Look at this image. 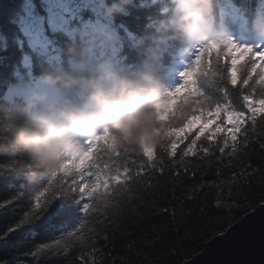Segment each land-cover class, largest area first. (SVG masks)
Wrapping results in <instances>:
<instances>
[{"label": "snow or ice", "instance_id": "obj_1", "mask_svg": "<svg viewBox=\"0 0 264 264\" xmlns=\"http://www.w3.org/2000/svg\"><path fill=\"white\" fill-rule=\"evenodd\" d=\"M139 5L141 14L115 17L114 27L119 29L120 41L106 44L97 39L85 49L89 67H94L97 59L105 57L122 64L126 53L128 61L136 59L127 40L133 33H142L146 19L158 16L161 7L157 0H139ZM29 6L33 10L27 13L24 32L32 51L25 58L26 66L35 62L41 69L53 67L80 72L84 64L78 58H69L62 40L74 39L76 30L94 31L101 23L112 25V18L100 11V0H35V3L30 0ZM217 8L219 19L214 29L226 34L225 40L194 48L183 42L173 43L162 54L161 75L168 87L164 93V106L157 111L158 142L149 145L119 135H101L88 141L82 153L69 158L54 173L35 180L26 179L21 170L10 166L7 158L2 157L0 172L9 186L22 179L25 188L39 187L40 190L34 202L28 201L29 210H19L15 224L0 232V246L7 248L15 240L13 234L24 229L25 237L31 238L28 251L21 257L0 259V264H26L29 258L34 264H40L37 257L41 253H59L69 248L71 238L76 236V224L82 223L81 218H87L88 213H105L108 208L119 212L121 201L108 203L115 196H109L107 191L101 193L100 187L105 190L111 187L113 193L127 203L137 197L138 185L153 186L155 173L165 171L166 158H171L169 164H174L178 170L179 163L174 162L176 138L183 139L181 134L188 139L181 150V162L189 153H209V147H201L202 136L209 146L214 136H220V154L226 149L236 152L238 141L245 146L250 143L246 125L251 121L254 126L257 113L264 114V38L256 32L257 25L264 21V0H258L255 5L246 0L240 3L223 0L220 5H215V10ZM170 10L169 4L163 7L166 14ZM54 34L62 39L50 38ZM166 57L174 63H168ZM28 77L25 89L13 90L14 94L22 95L39 83L31 79V72ZM229 86L238 89L240 94L234 96ZM213 117L218 120L210 129ZM202 119L208 123L195 128ZM176 178H179V171ZM22 199L14 196L0 203V211L15 217L17 209L13 205ZM97 199L104 201V207L95 203ZM163 211L167 213V209ZM261 234L264 237V219ZM220 235L223 237L225 233ZM79 238L83 240L82 236Z\"/></svg>", "mask_w": 264, "mask_h": 264}, {"label": "trees", "instance_id": "obj_2", "mask_svg": "<svg viewBox=\"0 0 264 264\" xmlns=\"http://www.w3.org/2000/svg\"><path fill=\"white\" fill-rule=\"evenodd\" d=\"M31 2L35 3V0ZM236 2L240 3L244 0H236ZM246 2L255 5L258 0H246ZM29 3L30 0H0V99L6 95L13 98L18 96L14 94L13 84L16 81L28 82L29 72L34 81L42 70L35 62L29 66L25 65V58L32 50L22 30L21 15L27 8L33 10ZM221 3L223 0H215V5ZM157 4L161 6L157 12L158 16L146 19L143 32L133 33L127 40L129 50L136 55L135 60L128 61L127 53L122 64L106 57L100 59L112 62L126 72L135 70L141 63L142 54L134 44L145 33L146 23L169 13L163 12V7L168 4L167 0H157ZM139 8V0H134L126 15L141 14ZM115 17H111L112 25H108L118 33L119 39L116 41L118 42L121 40V35L119 29L114 27ZM215 17L218 22V8L215 10ZM50 38L56 41L62 39L58 34ZM67 41L68 39L62 40L65 48ZM100 59L95 61L94 67H89L84 50L83 60L79 59L84 64L82 71L94 70ZM166 60L168 63H174L170 58L166 57ZM182 62L187 63V61ZM229 88L234 96L240 94L238 89H232L231 86ZM262 117L264 114L257 113L254 126L249 121L246 127L249 131L250 143L245 146L238 141L234 153L231 149H226L223 154L219 153L218 145L222 146L220 136H214L211 146L202 136L203 143L199 141L198 143H201V147H209V153L201 152L197 155L189 153L181 162V150L188 143L185 134H181L184 138H176L177 156L174 162L179 163V169L177 170L174 164H169L171 158H166L164 173L158 171L155 173L153 186L150 188L138 185V195L134 200L125 203L113 193L111 187L107 190L100 187L101 193L107 191L109 196H115L114 200L108 203H115L117 199L121 201L120 211L116 212L108 208L105 213H88L87 218H81L82 223L76 224L74 229L76 236L71 238L69 248L59 253H41L37 257L40 264H182L192 258L203 249L210 238L224 232L242 215L264 202V118ZM217 120L216 117L212 118L210 129ZM201 123L208 121L202 119L195 128L200 127ZM2 159L0 157V160ZM136 159L139 161L138 157ZM169 168L172 170L169 171ZM133 170L135 171L134 166ZM177 171H179L178 179ZM21 174L25 177L27 175L23 170ZM147 178L145 176V179ZM39 190V187L25 188L22 179L9 186L3 173L0 172V203L14 196L23 198L13 205L17 209L15 217L0 211V232L15 224L19 210H29L28 201L34 202ZM88 202L93 203V201ZM95 203L99 207H104L103 200L97 199ZM164 209H167V213L163 211ZM233 216L235 219H232ZM13 235L15 240L11 246L7 248L0 246V259L21 257L28 251L31 238L25 237V230L19 229ZM81 236L83 240L79 238ZM26 264H34V262L29 258Z\"/></svg>", "mask_w": 264, "mask_h": 264}, {"label": "clouds", "instance_id": "obj_3", "mask_svg": "<svg viewBox=\"0 0 264 264\" xmlns=\"http://www.w3.org/2000/svg\"><path fill=\"white\" fill-rule=\"evenodd\" d=\"M133 2L100 0V11L107 17L126 15ZM167 2L169 13L149 20L134 44L142 60L132 72L106 59L98 60L94 70L80 72L44 67L36 76L37 85L15 98L0 99V157L35 180L54 173L101 135L158 142L157 111L164 106L168 87L161 75L162 54L173 43L194 48L226 39L214 29L215 0ZM256 32L264 38V21ZM97 39L112 44L119 36L105 23L94 31L76 30L75 38L66 42V53L83 60L85 48ZM25 87L26 82L13 84L17 91Z\"/></svg>", "mask_w": 264, "mask_h": 264}, {"label": "water", "instance_id": "obj_4", "mask_svg": "<svg viewBox=\"0 0 264 264\" xmlns=\"http://www.w3.org/2000/svg\"><path fill=\"white\" fill-rule=\"evenodd\" d=\"M262 219L264 202L231 224L223 237L210 238L200 252L182 264H264Z\"/></svg>", "mask_w": 264, "mask_h": 264}, {"label": "rangeland", "instance_id": "obj_5", "mask_svg": "<svg viewBox=\"0 0 264 264\" xmlns=\"http://www.w3.org/2000/svg\"><path fill=\"white\" fill-rule=\"evenodd\" d=\"M29 11H32V10L29 9V8H27V9L25 10L24 14L21 15L22 30H23L24 36H25L27 39H28V37H27V35H26L25 32H24V27H25V22H26L27 19H28L27 13H28ZM105 24H107V23H105Z\"/></svg>", "mask_w": 264, "mask_h": 264}]
</instances>
